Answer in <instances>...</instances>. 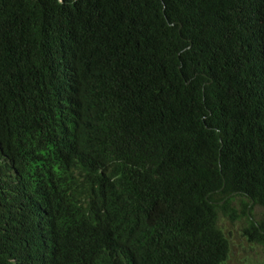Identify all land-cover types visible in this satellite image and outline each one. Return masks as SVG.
I'll list each match as a JSON object with an SVG mask.
<instances>
[{"label":"trees","instance_id":"obj_1","mask_svg":"<svg viewBox=\"0 0 264 264\" xmlns=\"http://www.w3.org/2000/svg\"><path fill=\"white\" fill-rule=\"evenodd\" d=\"M255 207L264 0H0V264H227Z\"/></svg>","mask_w":264,"mask_h":264},{"label":"rangeland","instance_id":"obj_2","mask_svg":"<svg viewBox=\"0 0 264 264\" xmlns=\"http://www.w3.org/2000/svg\"><path fill=\"white\" fill-rule=\"evenodd\" d=\"M250 218L253 221L264 219V209L255 207L251 210ZM245 226L244 219L232 225H225L224 231L230 232L229 237L232 245L227 264H264V246L247 243L240 232Z\"/></svg>","mask_w":264,"mask_h":264}]
</instances>
